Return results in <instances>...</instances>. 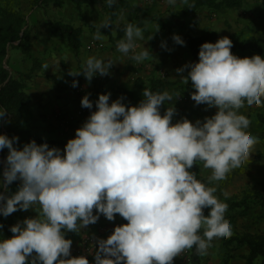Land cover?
Returning a JSON list of instances; mask_svg holds the SVG:
<instances>
[{"label": "clouds", "instance_id": "obj_1", "mask_svg": "<svg viewBox=\"0 0 264 264\" xmlns=\"http://www.w3.org/2000/svg\"><path fill=\"white\" fill-rule=\"evenodd\" d=\"M165 2L175 6L178 0ZM116 3L103 0L107 7ZM124 19L121 13L117 23ZM94 26V39L102 40V30L114 25L108 18ZM124 31L118 52L131 53L137 63L154 59L144 46L136 51L137 41L145 39L141 27L129 22ZM172 39L185 45L179 35ZM232 47L228 37L204 43L198 63L177 69L180 81L192 82L195 104L217 109L204 122L185 118L173 123L179 96L144 89V99L132 107L122 103L123 97L110 104V93L100 95L97 110L63 153L34 140L18 150V137L0 135V151L7 148L9 153L0 188L7 191V185L21 181L15 194L0 193V216L39 206L36 218L17 223L10 228L12 238L0 239V264H89L84 256L71 257L72 240L65 234L81 233L100 215L113 221L119 214L127 224L97 240L95 264H174L185 250L195 247L204 256L214 241L229 239L233 231L225 219L227 205L215 195L217 188L198 181L192 169L202 162L211 170L209 183L224 181L250 160L258 143L241 110L264 107V61L239 58ZM113 65L93 56L82 71L69 75L83 74L90 83L97 75H109ZM186 69L190 71L184 77ZM168 102L161 115V106ZM81 106L93 108L88 95ZM7 113L0 108V120Z\"/></svg>", "mask_w": 264, "mask_h": 264}, {"label": "crops", "instance_id": "obj_2", "mask_svg": "<svg viewBox=\"0 0 264 264\" xmlns=\"http://www.w3.org/2000/svg\"><path fill=\"white\" fill-rule=\"evenodd\" d=\"M130 3L135 9L139 8L140 5H148V9L154 8L156 11L161 10L162 12L170 6L165 0H130ZM161 6H164V8L161 9ZM72 8L70 11H77L76 7ZM144 17H146L144 21L136 19L128 20V23L136 24L144 30L145 39L137 41L139 47L136 51L142 50L144 46L151 52L154 58L141 63L132 60L131 53L125 56L117 51V43L121 39H124L125 34L120 39L116 38L114 34H103L105 39L96 40L94 39V35L84 32L83 25H79L78 22L74 25L69 21L61 23L69 25L73 29L83 30L81 46L76 53L66 39L59 36H50L47 27L46 32L38 35L37 39H34V36L31 35L30 39H27L26 47L19 48L15 53L10 54L9 60L14 61L12 68L29 76L25 93L28 95L30 102L26 117L21 122L28 126L26 130L15 133L16 136L21 137L26 135L24 137L27 142L18 137L21 142L14 145L18 150H22L24 145L34 140L37 145L47 143L49 148H59L63 153L67 142L75 138L76 130L81 128L91 113L97 110L95 105L100 95L110 93V104L118 98L123 97L122 103L126 106H138L140 103L139 99H137L138 104H136V97L129 93L134 92L129 83L132 76L140 75L139 77H141L142 74V79L148 80L150 78H159L164 73L166 74L165 81L169 83L167 92L172 94L174 98L182 92V87L186 84L180 81L181 74L177 73V69L188 65V60L192 62L188 49L183 46L174 45L175 43L172 39H168V35L171 33L167 31V28H163L164 24L162 22H158L156 18L152 21L148 16L144 15ZM151 36H153V39L149 40ZM162 43L166 45V48L161 47ZM246 53L257 55L253 52L242 54ZM93 56L105 61L111 60L114 63L109 75L103 77L97 75L93 77L90 83L83 74L75 77L69 75L70 71H82L86 60ZM140 69L141 72L139 71ZM188 71L189 69H186L182 75L187 77ZM74 80L78 82V86L75 88L71 86ZM80 87L83 88V93H78V88ZM85 95H88L93 103L90 114L66 126L64 119L81 108V101ZM163 108L167 109L166 104L163 105ZM257 109L261 110L262 108L257 107ZM242 110L245 111L246 108ZM249 134L256 137L257 134L261 135L260 133L256 134V132H249ZM258 150L256 149V152L252 153L250 160L239 168L238 171L234 170L233 172L242 171L246 173L248 169L252 168L255 161L254 156L258 153ZM260 150H263L261 152L264 156L262 146ZM6 152L7 158L9 154L7 148ZM257 165L258 169H260L259 171L261 169L264 170V161L258 162ZM204 169L203 165H201V175L209 180L211 172L205 175L203 174ZM262 180H264V173L260 174L258 172L256 176L254 174L245 176L244 180L241 181L244 187L240 189L234 190L230 186H226V183L224 185L225 180L219 183L213 181L210 183V187L217 188L215 195L223 202L222 200L242 195L248 187H255L254 190L259 192ZM242 185L240 184L239 186ZM38 208L39 206H36L35 209H29L28 211L20 210L9 215L7 219L10 227L15 226L17 223H22L25 219L36 218L38 213L35 210H38ZM94 214H96L95 210ZM225 219L232 226V236L226 240L214 241L208 249V254L204 256L200 255L198 264H247L246 257L249 255V248L238 245L237 241L233 239L236 236L244 234H261L264 232V211L259 206H252L247 212H244V208L228 210ZM122 225V219L119 216H115L113 221H108L103 215H100L97 223L87 226L81 233L67 232L65 238L72 240L71 257H80V252L85 242L89 238L98 235L100 228ZM108 237L102 236L101 239L106 240ZM186 251L189 253V256L191 249ZM95 254L87 258L89 264H95ZM183 258V255L180 254L179 257L174 259V264H192L191 262H185Z\"/></svg>", "mask_w": 264, "mask_h": 264}, {"label": "rangeland", "instance_id": "obj_3", "mask_svg": "<svg viewBox=\"0 0 264 264\" xmlns=\"http://www.w3.org/2000/svg\"><path fill=\"white\" fill-rule=\"evenodd\" d=\"M239 1L241 2V6L238 9L215 11L210 8H200L189 14L188 16L182 15V10L186 6H188L190 0H187V3H183L182 0H178L175 6H168L164 12H162L161 10L156 11L154 8L148 9V5H140V7L137 8V11L139 12V15L148 16L150 19H152V21L154 18H156L158 22H162L164 24L163 28H167V31L171 33L169 34L171 36H181L184 34L197 36L207 31H214L217 34L218 40L223 37H228L231 41H234L236 38H240L249 41L258 40L264 43V0ZM71 5H73L72 7H76L70 0H50L46 5L37 7H33L30 0H0V22L5 18V14L9 11H18L20 14L26 17L27 21V25L24 27L23 34L25 32L27 33V39H30L31 35L34 36V39H37L38 35H42L46 32L49 22L69 21L74 25L78 22L79 25H83L84 32H87V34L95 35L96 27L94 25H98L99 23L107 19L102 3L91 7H83L81 9H78L76 7L77 11H70L73 9L72 7L70 8ZM163 8L164 6H161V9ZM124 17L125 19L123 21H120L119 23H117L116 21L113 24L114 26L111 30L110 35H117L118 29L120 27H125L129 19H134V17L127 12L124 13ZM163 17L165 18L163 19ZM166 23H168V25H166ZM102 33L106 34L103 31ZM15 51L16 49L11 50L10 54L15 53ZM235 56L239 58H251L257 55H254L252 53L242 54L240 52H237L235 53ZM260 59L264 61V58L260 57ZM9 62L11 67H13L14 61L12 62V60H9ZM190 63L192 64L193 62H189L188 60V65ZM139 71L141 72V69ZM139 76L140 75L132 76L129 81L132 86L131 89L132 91H134L129 93L130 95L133 94L134 97H136V104H138L137 99H139V102L144 99L142 93L144 89H147V79H142V74L141 77ZM159 78L165 80L166 74L162 73ZM140 80L144 81L145 84L143 86L140 85V82L138 83V81ZM194 92L195 89L192 87V82L189 80V83L182 87V92L179 93V97L176 99L177 102H174L176 114L173 117V123L179 122L186 118L187 120L195 124V122L198 120L204 122L205 118H211L216 114V108H209L207 105H196L195 102L191 99V95ZM170 103L172 102L166 103L167 108ZM166 110L162 105L160 109L161 115H163ZM261 111L262 109H257V107L252 109L246 108L245 111L241 110L242 114L248 119L251 125L249 132H256V134L260 133L261 135L257 134L258 143L255 145L253 152L255 153L256 149L259 150L258 153L254 156V160L256 161V163L254 161V165L252 166V168L248 169L246 173L242 171L237 172L238 170L236 172H231L228 175V180L224 181V185L226 183V186L228 185L234 190L244 187L242 185L243 182L241 181L244 180L245 176H249L250 174H254V176H256L258 172L260 174L264 173L263 169L259 171L260 169H258L257 165L258 162L264 161V156L261 152L263 150H260L261 146L262 149H264V129L262 130L263 127L260 125L258 120ZM25 117L26 115L21 119H25ZM16 119L20 118L13 114L2 122L4 135H8L9 132L20 133V131L26 130L28 126L27 124L22 123L19 126L14 125ZM24 136L17 137H20L25 142H27ZM6 153L7 152L2 155V152L0 151V158L3 164L0 181H3V171L6 167ZM204 170L205 171L203 172V174L205 175H208V173L211 172L210 169ZM240 184L242 186H239ZM254 188L255 187H248L246 189V193L252 194L256 192ZM0 193L5 194V189L0 188ZM222 201L224 202L225 200Z\"/></svg>", "mask_w": 264, "mask_h": 264}, {"label": "trees", "instance_id": "obj_4", "mask_svg": "<svg viewBox=\"0 0 264 264\" xmlns=\"http://www.w3.org/2000/svg\"><path fill=\"white\" fill-rule=\"evenodd\" d=\"M50 0H30L33 7L44 6ZM78 9L83 7H91L102 3L103 0H70ZM241 6L239 0H190L188 6L182 10V15L188 16L194 11L200 8H210L215 11H225L229 9H238ZM105 16L111 18L113 24L117 21L121 13H129L134 19L138 21H144L146 17L139 15L137 9H135L129 2V0H117L116 5L113 7H107L103 5ZM27 25L26 17L20 14L18 11H9L5 14V18L0 22V108L8 111L3 120H0V135H4V129L2 122L6 118L15 114L20 119H16L15 126H19L22 123V119L28 109L30 99L25 93L28 75H24L20 71L13 69L9 62V56L11 50L24 48L27 45V33L23 34L24 27ZM125 27H120L116 38L120 39L125 34ZM112 28L102 30L106 34H111ZM48 32L50 36H59L66 39L73 51L76 53L80 46L83 36L82 29H73L71 26L61 22H49ZM173 36L168 35V39L171 40ZM185 42L183 47L187 48L193 63L199 62V50L204 43H216L218 41L217 34L214 31H207L201 35L191 36L184 34L180 36ZM174 42V40L172 39ZM175 43V42H174ZM233 47L231 49L232 54L236 52L245 53L253 52L261 57H264V43L260 41H249L243 39H236L232 42ZM18 44V45H17ZM176 44V43H175ZM17 45V46H16ZM177 46H181L176 44ZM140 85H144V81H138ZM147 89L153 93H162L167 91L169 83L161 78H150L146 83ZM262 111L259 114V123L264 128V107H261ZM21 123V124H20ZM9 138L17 137L15 133L9 132L7 135ZM21 140L19 139L18 143ZM15 144V145H16ZM53 144V143H52ZM54 145V144H53ZM2 155L5 154L6 149L2 150ZM202 162H198L194 165L192 171L196 174V179L205 183L210 187L209 180L201 175L200 166ZM2 162L0 158V175H2ZM21 186V181H15L11 185H7V191L5 195L15 194ZM223 203L227 205L228 210L242 209L247 212L252 206H259L264 211V180L260 183V191L248 194L244 192L240 196H233ZM208 210H205L207 215ZM115 216H119L116 214ZM120 217V216H119ZM122 224H127V221L122 217ZM0 236L2 239H10L13 237V233L10 231V225L8 219L0 216ZM233 240H236L238 245L247 246L249 248V255L246 257L247 264H264V232L261 234H244L242 236H236ZM200 255L197 253L196 248L193 247L190 251V262L192 264H198Z\"/></svg>", "mask_w": 264, "mask_h": 264}, {"label": "built area", "instance_id": "obj_5", "mask_svg": "<svg viewBox=\"0 0 264 264\" xmlns=\"http://www.w3.org/2000/svg\"><path fill=\"white\" fill-rule=\"evenodd\" d=\"M83 91L84 90H83L82 87L78 88V93H83ZM91 110L92 109H86V108H83L81 106V108L78 111H76L72 115H68L64 119L66 126H69V125L75 123L77 120H79L81 118L87 117L90 114ZM115 227L116 226H106V227L100 228L98 235L89 238L85 242V244H84V246L82 248V251L80 252V255L84 256L85 258H89V257L93 256V254L96 253L97 250H98L97 240L101 239L102 236H110V235H112L113 232H114ZM181 254L184 257L183 260L185 262H189L190 263V255L188 256L189 253L185 250Z\"/></svg>", "mask_w": 264, "mask_h": 264}]
</instances>
